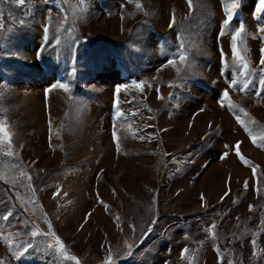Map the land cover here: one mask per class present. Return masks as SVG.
<instances>
[{
    "label": "rangeland",
    "instance_id": "1",
    "mask_svg": "<svg viewBox=\"0 0 264 264\" xmlns=\"http://www.w3.org/2000/svg\"><path fill=\"white\" fill-rule=\"evenodd\" d=\"M230 2L0 0V122L11 134L0 139L4 264H104L109 251L114 264H264V88L258 71L245 92L229 88L241 67L234 73L231 32L245 25L238 44L258 70L264 13L239 0L218 40ZM117 84L129 87L114 97Z\"/></svg>",
    "mask_w": 264,
    "mask_h": 264
},
{
    "label": "snow or ice",
    "instance_id": "2",
    "mask_svg": "<svg viewBox=\"0 0 264 264\" xmlns=\"http://www.w3.org/2000/svg\"><path fill=\"white\" fill-rule=\"evenodd\" d=\"M15 2L17 4H21V3L24 2V0H15ZM221 2L223 4L224 0H221ZM188 5L191 8L192 0H188ZM139 6H140L139 0H137V7H139ZM238 6H239V0H231L230 3L224 5L225 12H226V18L221 23V28H220V31H219L218 36H217L218 40L224 34L226 28L230 29L229 25H230L231 19L233 17V14L237 10ZM256 11H258L260 13H264V0H258L257 10ZM255 14H256V12H254V15ZM172 21L174 22V15L172 17ZM21 23H23V21H21ZM244 30H245V25L243 23H241L238 27H235V30L231 32V43H230L232 58H233V61L235 62L234 65H233L234 73H235V64H239V65H241V67L239 68L238 75L234 74L232 79L230 80L229 88H238L239 91H241V92H245L247 90L248 85L251 82V74L255 73L257 71L259 73V85L262 88H264V42L261 43L260 48H259V64L261 65V67L258 70L255 69V68H250L249 67V63L250 62H249L248 59L245 58L244 55L241 54V50H240V47H239V44H238V41L242 42V34L244 33ZM69 31H71V30H69ZM59 33H60V28L58 27V28H56V34L54 36V42L57 45H59V43L61 41V36L59 35ZM258 33L261 34L260 38H261L262 41H264V25H259L258 26ZM49 35H50L49 24L48 23H44L43 24V37L42 38L45 41V43L42 45V48L40 49V51H42L43 48L47 46V43L49 41ZM244 51L247 52L248 49L245 48ZM37 54H39V52ZM179 59L181 61L185 60V55L182 52H181V54L179 56ZM220 60H221V63L223 64L224 60H225V55H224L222 47L220 49ZM173 63L174 62L172 60L168 61L169 65H172ZM238 81H239V83H238ZM143 83H144L143 81H139V82L133 81L132 82V84L137 89H141V91L143 90V88H142ZM169 84L171 86V82H169ZM52 87H58L60 89H63L65 92H68L69 89H70V84L68 82H57ZM128 87L129 86L126 85V84H117L115 86L114 97H118L119 93L121 92V90L122 89L123 90H127ZM229 88H225L223 90V92H222V99L223 100H228L229 99ZM156 91H157V97L159 98L160 93H159V88L158 87H157ZM45 92L47 94L48 89H45ZM258 95L264 97V93H259ZM113 105H114V108L116 109V111L114 113V118L121 117L122 113H121V110L119 108L118 99H114ZM221 106H223V104H221ZM229 107L230 108L234 107V105H232L231 101H229ZM200 111H203V109H201ZM241 111H243V109H241ZM239 119L240 118L237 117L238 121H239ZM111 135H112V140L114 142H117L116 143V147H117V150H119V147H120V145L118 143V139L119 138L117 136V131L115 129V126L113 127ZM10 136H11V134L7 131V126L4 123L0 122V139L7 140L10 143L11 142L10 141ZM139 139L144 140L145 137L140 135ZM251 139H252L253 143L257 142V137L256 136H251ZM259 146L264 147V136L261 137ZM225 147L227 148V147H229V145H226ZM231 147L234 148L235 153L239 157V159L241 161H243V163L245 165H248L249 161L246 160L245 157L240 152V141H237L236 144L232 145ZM7 154L9 156H11V155H13V152L11 150H9ZM228 155H229V152L228 151H224V152H222L220 158L224 159ZM22 175H24V173H22ZM252 175H253V177L256 176V167H252ZM0 178H2V177H0ZM244 188L245 189L248 188V181L247 180H245V182H244ZM228 194H229V192L226 191L224 193V195L221 196V198H220L221 201H223L224 198L226 196H228ZM54 195H55V193H54ZM200 198H201V201L203 202V199H204L203 194H201ZM98 199H99V197H98ZM0 203H3V201H0ZM101 203H103V201H101ZM249 209L250 210L252 209V205L251 204H249ZM10 214H11V209L9 210V213L4 216V219L7 220L8 216ZM88 215H90V214H85V219H87ZM48 227H49V233H47L45 235H49V234L50 235H55V233L51 232V228H52L51 223L48 224ZM151 228H152V226L149 225V231H151ZM212 230H213V226H209L208 227V231L211 233ZM40 234L41 233H40V230L38 228H33L32 231H31V236L32 237H37ZM144 235L146 236L147 233H144ZM252 243H253V245H255V241L254 240H253ZM8 244L11 246L13 244V241L12 240H8ZM56 244H57V251H63L64 246L61 243L59 236H56ZM30 247H32V245H29V244L20 245V247L14 251V254L16 256H19V255L23 254V252L27 248H30ZM9 250L13 251V249L11 247L9 248ZM186 251H187V249L182 250L181 251V256H184V253ZM130 253H131V246H129V254ZM253 254L254 255L256 254L255 250L253 251ZM64 255L68 259H71L73 261H77V257L76 256H68V254L66 252H64ZM218 259H220V258L218 257ZM0 264H4V261L0 260ZM77 264H78V261H77ZM104 264H114L113 255H112L111 251H109V254H108L107 258L105 259ZM165 264H167V262H165ZM228 264H233V261L229 260Z\"/></svg>",
    "mask_w": 264,
    "mask_h": 264
}]
</instances>
